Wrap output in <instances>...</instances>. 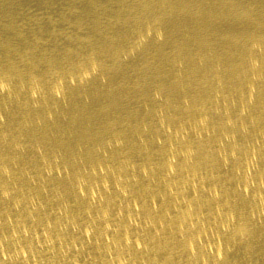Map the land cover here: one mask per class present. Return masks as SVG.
I'll list each match as a JSON object with an SVG mask.
<instances>
[{"label": "bare ground", "instance_id": "bare-ground-1", "mask_svg": "<svg viewBox=\"0 0 264 264\" xmlns=\"http://www.w3.org/2000/svg\"><path fill=\"white\" fill-rule=\"evenodd\" d=\"M0 264H264V0H0Z\"/></svg>", "mask_w": 264, "mask_h": 264}]
</instances>
